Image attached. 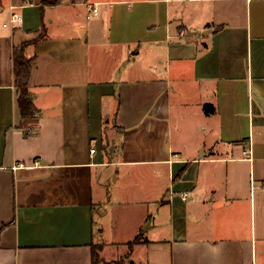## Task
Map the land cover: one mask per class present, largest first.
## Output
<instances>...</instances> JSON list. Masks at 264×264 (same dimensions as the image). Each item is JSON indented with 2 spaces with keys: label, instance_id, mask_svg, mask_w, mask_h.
<instances>
[{
  "label": "crops",
  "instance_id": "0c3cea01",
  "mask_svg": "<svg viewBox=\"0 0 264 264\" xmlns=\"http://www.w3.org/2000/svg\"><path fill=\"white\" fill-rule=\"evenodd\" d=\"M93 245L264 264V0H0V264H93Z\"/></svg>",
  "mask_w": 264,
  "mask_h": 264
},
{
  "label": "trees",
  "instance_id": "16d2710c",
  "mask_svg": "<svg viewBox=\"0 0 264 264\" xmlns=\"http://www.w3.org/2000/svg\"><path fill=\"white\" fill-rule=\"evenodd\" d=\"M13 59L19 110L21 116L27 118L32 116L36 110L34 97L29 85L33 69V58L25 54L23 46H19L14 49ZM139 239L140 237L138 236L134 241H138ZM99 260V246L93 245V264H97Z\"/></svg>",
  "mask_w": 264,
  "mask_h": 264
},
{
  "label": "built area",
  "instance_id": "2783aa9c",
  "mask_svg": "<svg viewBox=\"0 0 264 264\" xmlns=\"http://www.w3.org/2000/svg\"><path fill=\"white\" fill-rule=\"evenodd\" d=\"M93 12L94 14H97L98 13V10L96 8L93 9ZM23 20V17L21 14L19 13H13L12 16H11V23L15 26L18 22H21ZM91 151L92 152H95L96 151V148L93 147L91 148ZM21 165H24V164H21Z\"/></svg>",
  "mask_w": 264,
  "mask_h": 264
}]
</instances>
